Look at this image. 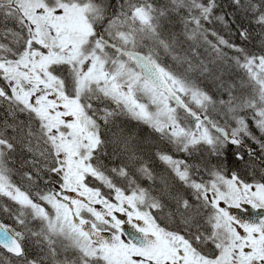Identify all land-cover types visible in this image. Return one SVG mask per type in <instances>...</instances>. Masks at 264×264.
<instances>
[{"label":"snow or ice","instance_id":"1","mask_svg":"<svg viewBox=\"0 0 264 264\" xmlns=\"http://www.w3.org/2000/svg\"><path fill=\"white\" fill-rule=\"evenodd\" d=\"M0 264H264V0H0Z\"/></svg>","mask_w":264,"mask_h":264}]
</instances>
